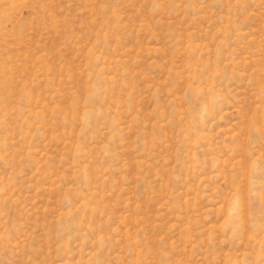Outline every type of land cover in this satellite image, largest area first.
<instances>
[{"label": "rangeland", "instance_id": "rangeland-1", "mask_svg": "<svg viewBox=\"0 0 264 264\" xmlns=\"http://www.w3.org/2000/svg\"><path fill=\"white\" fill-rule=\"evenodd\" d=\"M0 264H264V0H0Z\"/></svg>", "mask_w": 264, "mask_h": 264}]
</instances>
